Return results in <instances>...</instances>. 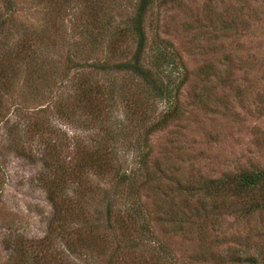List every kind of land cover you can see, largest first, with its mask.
Returning <instances> with one entry per match:
<instances>
[{
    "label": "rangeland",
    "instance_id": "obj_1",
    "mask_svg": "<svg viewBox=\"0 0 264 264\" xmlns=\"http://www.w3.org/2000/svg\"><path fill=\"white\" fill-rule=\"evenodd\" d=\"M81 1L11 0L13 9L8 14L0 0V20L10 16L13 22L3 24L0 31V70L4 81H15L0 108V264L20 260H11L7 243L14 245L22 238L36 246L52 216L43 186L47 171L39 157L33 161L17 157L5 143L11 124L17 125L22 118L37 119L40 104L51 107L47 119L56 128L52 145L70 160L65 171L67 196L76 204L88 202L83 203L86 216L99 212L104 218L105 197L113 198L115 217L119 213L112 232L105 231L102 222L99 225L98 237L89 243L92 260L87 258L86 264H97L98 251L113 250L122 264H243L251 260L248 264H264V206L242 207L228 196L213 194L217 187L232 186L230 178L241 171L264 170V0H156L147 11L143 62L151 66V60H159L163 52L165 59L158 62L173 59L175 64L160 63V77L173 89L178 84L182 87L176 97L178 108L166 123L160 119L168 110L166 100H149L153 103L144 106V96L139 99L144 103V121L140 115L130 117L135 136L129 144L113 145V162L122 171L134 170L138 167L135 141L141 142L138 147L143 150L141 139L155 121L159 124L146 136L151 154L141 171L153 172L155 179L127 201L112 192L106 194L109 177L88 168L80 176L74 168L83 158L92 160L90 153L95 158L102 131L78 117L65 120L57 111L62 103H72L77 84L96 85L101 91L109 84H137L136 79L115 76L110 70L82 67L104 63L111 38L132 17L137 0H102L96 5ZM132 37L114 38L112 61L119 62L126 48H135ZM24 56L47 66L32 83L29 77L23 78L28 70L22 64ZM124 105L110 106L112 123L117 124L113 120L117 117L127 122ZM79 181L80 188H87L84 196L78 193ZM260 198L264 201V189L246 196L250 202ZM134 205L141 208L142 216L127 223L124 211ZM144 220L147 229L141 230ZM32 246L27 248L29 254L36 253ZM162 249L169 256L162 255ZM24 259V264L35 262Z\"/></svg>",
    "mask_w": 264,
    "mask_h": 264
},
{
    "label": "trees",
    "instance_id": "obj_2",
    "mask_svg": "<svg viewBox=\"0 0 264 264\" xmlns=\"http://www.w3.org/2000/svg\"><path fill=\"white\" fill-rule=\"evenodd\" d=\"M62 1L66 2L70 0ZM155 1L156 0H137L135 2L132 17L128 20L125 27L119 28L111 38L108 51L109 55L103 59L104 63L92 62L91 64L85 63L82 65V67L90 68L97 72H107L110 70L115 76L121 75L123 77L124 75V77L126 76L131 80L136 79L137 84L128 86H125V84H109L107 89L103 91L99 90L96 85L92 87L89 84H77L74 86V94L71 96L73 99L72 103H62L61 108L57 111L59 116L61 115L62 118H66L65 120H68V118L73 120L75 117H78L82 123L92 128H99L100 131H102V145H97L99 147L95 151V158L93 159V157H91L92 153H90L88 156H90L92 160L83 158L82 161L79 160L74 163V168L79 169L80 176L83 175V172L81 173L80 171H84V168H88L92 169V171L99 176L109 177L110 191L106 194L112 192L124 198L125 201L130 199L133 195H137L140 190L155 179L153 172L144 171L141 173V171L143 168H146V161L151 154L150 148L148 149L146 136L148 137L159 124L155 121L152 126L148 128L145 137L141 139L144 147L143 150H140L138 147V144L141 142L135 141L136 146L134 150L137 154V156L135 155V162L138 167L134 170L129 172L122 171L120 164H117L115 160L113 162L112 155L115 151L113 145L118 143L129 144L135 136L133 133L134 121L130 123V117L135 118V115H140L142 117L140 121H144V109L142 108L144 103L145 106L150 102L149 100H166L168 102L166 103L169 105L168 110L163 112L165 114L160 118L161 120L165 119L164 123H166V120L171 118L178 108L176 97L182 87V84H178V86L173 89L171 88L172 84H170L168 80H162V77H160L158 73L160 63L168 64L172 67L175 64L173 59L164 61L165 63L158 62L161 57L164 58V55L161 54L163 52L158 54L160 56L159 60H151L149 63L151 66L145 65L143 62V57L147 48L143 23L147 11ZM4 2L6 3L5 9L9 14L11 9H13V4L11 0H4ZM81 2L84 3V5L88 3H94V5H96L98 2H102V0H82ZM0 21V31L3 24L6 26L9 24L10 26L13 23L12 17L10 16H5V18ZM124 37H132L131 41L135 48H126L123 50V56L117 59L119 62L115 60L112 61L111 54L115 45L113 44L114 38H118L119 41ZM17 43L24 45L23 40H18ZM120 59L122 60L120 61ZM22 61V64L28 67L27 72L23 74V78L29 77L31 83L36 79L35 76L38 75L37 78H40L42 70L47 68L43 62L38 64L35 58H31L30 56L28 59L24 56ZM30 65H32V67H29ZM74 67H76V65L73 63V68ZM8 72L14 73L11 70H8ZM1 73L4 72L0 70V79L2 81V84H0V108L3 96L8 94L13 82H15L10 78H6L4 81ZM26 74L27 76H25ZM143 96L145 100L144 103L141 100L138 101L139 99L143 100ZM115 102L125 103L124 109L126 111L125 115L127 122L121 121L119 117L113 119L117 124L112 123L110 120V106L114 105ZM39 107L38 113H36L37 119L28 120L27 118H22L23 120L19 119L15 122L18 126L16 124H11V127L8 129L9 131L5 134V143L11 145L12 151L17 157L28 159L29 161H33L35 156L39 157L41 164L47 171L43 179L45 181L43 186L45 188L46 199L53 209L52 216L46 226L45 235L35 242L36 246L28 245L29 243L26 244L27 241L21 238L22 240L18 239L14 245L7 243L5 248L12 252L11 260H14V257L17 260L20 259L16 264H24L25 262L23 263V261H27L24 259L25 257L30 258V260L33 259L35 262L32 264H86L85 261L87 258L92 260L90 252L92 249L89 243H92V238L98 237V235L95 234L99 232V225H101L102 222L105 231L112 232L118 226L116 218L119 216V213L115 217L112 209V205L114 204L111 203L113 198L108 199L105 197L104 201H107V205H105L103 211L104 218L98 216L99 212L96 213V216H86L87 212L84 210L83 203L86 204L88 202L82 201L81 203L79 201V203L76 204V201H73L67 196L69 184L67 182L68 176L65 175V171L69 169L70 160H66L65 156L63 157L61 155V151L58 150L56 146L52 145L54 144L52 134H54L56 128L50 124L47 119V112L51 110V107L46 108L44 104H40ZM159 123L161 125V122ZM48 172L51 175L49 179ZM230 180V184H233L232 186L227 185L226 188H224L222 185V187H217L213 194L221 197L223 195L228 196L229 199L236 200V203L242 207L249 203H256V205L247 206L250 208L264 206L262 198L253 202L246 199L248 193L264 189V170L241 171L235 176H232ZM80 186L81 181L77 183L79 189L78 193L83 196L86 195L87 188L85 186L80 188ZM226 189L228 190L226 191ZM89 206L93 207V204ZM250 208L248 209L250 210ZM216 209L220 208L217 207ZM124 215L127 223L132 219L139 221L136 218L142 216L141 208L139 209L135 205L131 206L125 209ZM144 225L145 226H142L141 230L147 229L148 223L146 224L145 220ZM86 227L89 229H84ZM130 227H128V230L131 229ZM56 240H58L59 243L56 242ZM135 245H137V242L134 243L132 247H135ZM28 246L34 247L33 250L36 249V253L29 254V250H27ZM96 254L99 257L97 259L94 257L97 264H122V260H118L119 257L114 254V250L109 253L98 251ZM161 254L167 255V252H164L162 249ZM86 255L89 257H86ZM82 259L84 262H82ZM252 261L254 260L244 261L243 264H248ZM155 263L163 264L162 261H156Z\"/></svg>",
    "mask_w": 264,
    "mask_h": 264
}]
</instances>
